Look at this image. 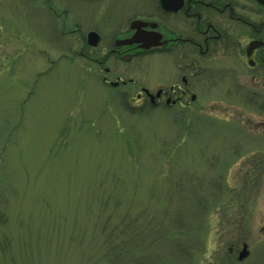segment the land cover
Listing matches in <instances>:
<instances>
[{
    "label": "rangeland",
    "instance_id": "obj_1",
    "mask_svg": "<svg viewBox=\"0 0 264 264\" xmlns=\"http://www.w3.org/2000/svg\"><path fill=\"white\" fill-rule=\"evenodd\" d=\"M155 5L0 0V264H108L127 216L148 228L143 241L158 236L157 264H264V101L252 100V84L222 80L215 65L190 111H144L80 56L75 29L98 30L95 52L106 54L126 13ZM143 64L105 66L140 79ZM169 231L194 255L177 253ZM243 244L250 255L239 262Z\"/></svg>",
    "mask_w": 264,
    "mask_h": 264
},
{
    "label": "flooded vegetation",
    "instance_id": "obj_2",
    "mask_svg": "<svg viewBox=\"0 0 264 264\" xmlns=\"http://www.w3.org/2000/svg\"><path fill=\"white\" fill-rule=\"evenodd\" d=\"M146 12L126 13L124 24L109 33L114 41L106 54L95 52L99 45L87 43L91 32L98 33L101 41L98 30L85 35L80 28L74 31L84 39L80 56L99 67L95 71L104 72L102 82L107 87L122 90L120 99L127 106L186 113L201 97L197 83L208 82L215 65H220L222 80L230 75L237 87L250 82L252 100L264 101V0H156L154 9ZM134 37L137 41H130ZM153 37L156 45L150 47ZM110 59L125 67L137 59L144 61L140 79L128 70L123 79L115 67L105 66ZM152 59L155 63H148ZM113 75L115 80L110 79Z\"/></svg>",
    "mask_w": 264,
    "mask_h": 264
},
{
    "label": "trees",
    "instance_id": "obj_3",
    "mask_svg": "<svg viewBox=\"0 0 264 264\" xmlns=\"http://www.w3.org/2000/svg\"><path fill=\"white\" fill-rule=\"evenodd\" d=\"M50 9L56 12V9L52 8L51 4H49ZM4 150V148H2V151ZM2 154H0V174H1V167H2ZM0 181H1V176H0ZM0 214L1 216H4L6 213L0 210ZM127 224L130 227V230H128L127 228V240H125L124 244H120L118 247L112 246V248H110L108 250V252L105 254L104 259H107V263L108 264H157V261H150L149 259L151 257H154L155 252L150 251L151 247L154 246L157 243V239L158 236H155V238L152 241H148V238L146 239V241H143V237L146 235L147 233H145L146 231H148V228L146 229V231L143 230V228L137 227L135 226V224L132 223V220L127 216ZM154 232H158V228H154ZM179 230H184V229H179ZM153 231V230H152ZM153 232V233H154ZM183 232V231H181ZM145 233V234H144ZM185 233V232H184ZM133 234V235H132ZM124 235H120V237H123ZM184 237V234L182 235ZM169 237H174V241H175V248L178 250L177 253L182 254V252L180 253V251L182 249H187L188 248V252H192V255H194L193 253V247H189L188 244H191L192 242H188L186 243H177L176 238L180 239L177 234H175L173 231H169ZM193 241H197L194 242L196 244H194V246L199 247V243L198 240H193ZM148 242V244H147ZM146 245H149V249H147ZM142 247V248H141ZM141 248L142 252L140 255H137L136 258L131 259L129 261H126V258L119 256V252L121 250V255L123 253H125L127 251V249H138ZM125 249V251H123ZM230 253V254H229ZM6 253H3V256H5ZM187 254V253H186ZM228 255L231 257V252H228ZM144 257V258H143ZM176 258H179V255L176 256ZM156 260H158L157 258H155Z\"/></svg>",
    "mask_w": 264,
    "mask_h": 264
},
{
    "label": "water",
    "instance_id": "obj_4",
    "mask_svg": "<svg viewBox=\"0 0 264 264\" xmlns=\"http://www.w3.org/2000/svg\"><path fill=\"white\" fill-rule=\"evenodd\" d=\"M143 24L147 25L148 23H143ZM99 41H100V37L97 33H95V32L89 33V35L87 37V42L90 46L96 47L98 45ZM130 41H137V40H135V37H134V39L130 40ZM142 41H144V40H142ZM156 41H157V37H153L152 42H150L147 45L150 47L154 46V45H156ZM121 43H124V41H121ZM148 46L145 45L144 47L148 48ZM249 254H250V252L248 250V245L243 244L242 249L240 250L239 255H238V260L243 261L244 259H246L249 256Z\"/></svg>",
    "mask_w": 264,
    "mask_h": 264
}]
</instances>
